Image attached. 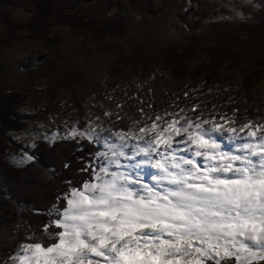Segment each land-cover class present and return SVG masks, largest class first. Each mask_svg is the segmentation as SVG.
<instances>
[{
    "label": "snow or ice",
    "instance_id": "snow-or-ice-1",
    "mask_svg": "<svg viewBox=\"0 0 264 264\" xmlns=\"http://www.w3.org/2000/svg\"><path fill=\"white\" fill-rule=\"evenodd\" d=\"M183 112L43 136L96 150L0 264H264V123Z\"/></svg>",
    "mask_w": 264,
    "mask_h": 264
},
{
    "label": "rangeland",
    "instance_id": "rangeland-1",
    "mask_svg": "<svg viewBox=\"0 0 264 264\" xmlns=\"http://www.w3.org/2000/svg\"><path fill=\"white\" fill-rule=\"evenodd\" d=\"M38 1L0 0V16L16 11L20 17ZM57 2L67 9L81 2L98 26L120 4L127 30L121 37L88 31L80 40L66 23L52 18L48 36L39 38L35 31L7 30L0 17V41L6 39L0 47V91L20 88L27 96L23 112L34 105L42 112L26 131L10 134L12 142L29 148L43 136L81 127L82 121L87 123L83 128L135 130L150 124L151 116L181 109V115L193 119L202 114L217 121L232 117L237 126L264 123V66L259 64L264 41L250 37L253 23L264 32V10L259 7L244 0H166L163 10L148 14L136 0ZM258 2L264 0H254ZM192 5L195 11L183 17ZM192 26L197 27L193 32ZM213 47L219 49L216 78L206 66ZM171 48L178 57L188 51L179 71L168 59ZM225 50L229 56H219ZM31 58L38 68H24L23 62ZM25 154L32 155L21 151L14 162Z\"/></svg>",
    "mask_w": 264,
    "mask_h": 264
},
{
    "label": "trees",
    "instance_id": "trees-1",
    "mask_svg": "<svg viewBox=\"0 0 264 264\" xmlns=\"http://www.w3.org/2000/svg\"><path fill=\"white\" fill-rule=\"evenodd\" d=\"M165 2L166 0H136L135 3L139 5L142 13L157 14L163 10ZM119 6L121 5L112 8L107 15V21L99 26L94 19L85 14L86 8L81 2L75 4L72 9H67L66 6L59 5L57 0H39L33 10L25 11L20 17L16 16V11H10L0 17L5 27H8L7 30L35 31L39 38L48 36L52 18L57 22L66 23L73 36L80 40V35L88 31L94 36L121 37L126 33L127 26ZM194 9L192 5L184 12L183 17L191 15ZM257 25V23L251 25L250 37L261 42L264 41V32ZM189 28L192 32L197 29L193 26ZM5 40L0 41V47ZM212 50L214 51L206 66L209 68L211 78H216L219 59L215 57L217 56L215 52L219 49L213 47ZM187 52L178 57L174 48L169 49L168 59L175 71H179L189 57L186 55ZM261 54L259 64L264 66V48ZM220 55L227 57L229 52L225 50L219 53ZM23 65L29 70L38 68L37 64L32 62V58L23 62ZM26 97L20 88L0 91V257H6L13 252L18 244L24 242L26 232L32 231L38 223L43 224L47 220L43 213L55 202L59 194L67 190L64 181L71 180L75 184L78 177L87 176V173H80L77 170L85 161H91L89 153L96 150L86 141L81 142L83 151H78L79 145L74 141L61 140L49 145L47 140L42 139L37 140L34 147L28 148L9 140L10 134L26 131L30 120L36 119L42 113L35 105L31 111L23 112ZM86 124V121H82L80 128ZM21 151H30L34 160L26 165L14 162V156ZM77 157L84 159L78 160ZM64 161H68L70 167L64 168ZM61 203L63 204V201ZM33 210H39L40 214H35ZM12 233H18V236L11 238Z\"/></svg>",
    "mask_w": 264,
    "mask_h": 264
}]
</instances>
